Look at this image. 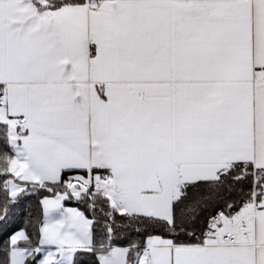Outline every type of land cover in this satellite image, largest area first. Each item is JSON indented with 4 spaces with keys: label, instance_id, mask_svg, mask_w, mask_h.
Returning a JSON list of instances; mask_svg holds the SVG:
<instances>
[{
    "label": "snow or ice",
    "instance_id": "obj_1",
    "mask_svg": "<svg viewBox=\"0 0 264 264\" xmlns=\"http://www.w3.org/2000/svg\"><path fill=\"white\" fill-rule=\"evenodd\" d=\"M0 264H264V0H0Z\"/></svg>",
    "mask_w": 264,
    "mask_h": 264
},
{
    "label": "trees",
    "instance_id": "obj_2",
    "mask_svg": "<svg viewBox=\"0 0 264 264\" xmlns=\"http://www.w3.org/2000/svg\"><path fill=\"white\" fill-rule=\"evenodd\" d=\"M37 200L38 198L33 196L29 199H26L24 201V205H25V210L27 213H29L31 216L33 217H38L41 213V210H40V207L37 203ZM67 204H71V205H74V206H77L81 209H84V205L76 202V201H67L66 202ZM29 216L28 215H25V216H22V217H17L16 219V224L20 225L21 227L24 226L25 222L28 220Z\"/></svg>",
    "mask_w": 264,
    "mask_h": 264
},
{
    "label": "crops",
    "instance_id": "obj_3",
    "mask_svg": "<svg viewBox=\"0 0 264 264\" xmlns=\"http://www.w3.org/2000/svg\"><path fill=\"white\" fill-rule=\"evenodd\" d=\"M66 206L67 207H77V206H74V205H71V204H67V203H66Z\"/></svg>",
    "mask_w": 264,
    "mask_h": 264
}]
</instances>
